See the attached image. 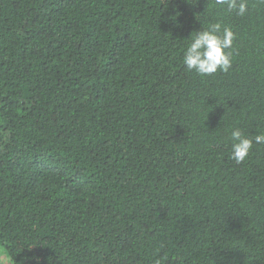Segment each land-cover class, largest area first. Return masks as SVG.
Wrapping results in <instances>:
<instances>
[{
  "label": "trees",
  "instance_id": "trees-1",
  "mask_svg": "<svg viewBox=\"0 0 264 264\" xmlns=\"http://www.w3.org/2000/svg\"><path fill=\"white\" fill-rule=\"evenodd\" d=\"M0 0V247L7 264H264V2ZM232 27V67L183 53Z\"/></svg>",
  "mask_w": 264,
  "mask_h": 264
},
{
  "label": "clouds",
  "instance_id": "clouds-1",
  "mask_svg": "<svg viewBox=\"0 0 264 264\" xmlns=\"http://www.w3.org/2000/svg\"><path fill=\"white\" fill-rule=\"evenodd\" d=\"M264 2V0H262ZM212 8L225 9L243 17L248 11L247 0H212ZM183 53V65L188 72L208 77L219 72L227 73L232 67V49L236 33L220 21L209 22L202 31H195ZM231 144L230 159L237 164L245 161L254 145H264V131L248 135L240 127L226 130Z\"/></svg>",
  "mask_w": 264,
  "mask_h": 264
},
{
  "label": "rangeland",
  "instance_id": "rangeland-1",
  "mask_svg": "<svg viewBox=\"0 0 264 264\" xmlns=\"http://www.w3.org/2000/svg\"><path fill=\"white\" fill-rule=\"evenodd\" d=\"M8 257L5 254V250L0 247V264H7Z\"/></svg>",
  "mask_w": 264,
  "mask_h": 264
}]
</instances>
